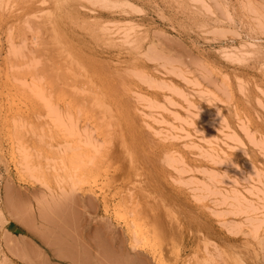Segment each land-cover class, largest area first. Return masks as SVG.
<instances>
[{"label": "rangeland", "instance_id": "1", "mask_svg": "<svg viewBox=\"0 0 264 264\" xmlns=\"http://www.w3.org/2000/svg\"><path fill=\"white\" fill-rule=\"evenodd\" d=\"M0 10V264H264V0Z\"/></svg>", "mask_w": 264, "mask_h": 264}, {"label": "bare ground", "instance_id": "2", "mask_svg": "<svg viewBox=\"0 0 264 264\" xmlns=\"http://www.w3.org/2000/svg\"><path fill=\"white\" fill-rule=\"evenodd\" d=\"M7 1V0H6ZM9 1V0H8ZM18 1V0H17ZM39 5H41L42 6V4H39ZM15 6V5H14ZM5 7V6H4ZM5 8H7V9H9V7H5ZM36 8V7H35ZM52 8V7H51ZM54 8V7H53ZM1 9H3L4 10V8H1ZM11 9H13V8H11ZM14 9H16L15 7H14ZM18 9V11H19V8H17ZM44 9V8H43ZM6 10V9H5ZM4 10V11H5ZM10 10V9H9ZM36 10H38V9H36ZM48 10V9H47ZM2 13H3V11L2 10H0ZM15 10H13L12 12H14ZM31 11V10H30ZM34 11V10H33ZM50 11V10H49ZM49 11L46 13L47 14V17H46V15H45V19H47L48 18V20H49V22H48V20H45L44 18V20H45V22L47 21V23H49V26H51L50 27V29H52V32L50 31H48L47 30V27L45 28V26L46 25H44L43 23H42V21H41V25H42V27L43 28H45V31H47V32H49V34H51V33H53V31H55V30H53V29H56V27H55V24L56 23H54V21H52V20H54V19H49V17H48V14H52L53 15V18H55V14L57 15V12L55 11V14H54V12H51L50 11V13H49ZM9 12V14H10V12H11V10L10 11H8ZM17 12V11H16ZM38 12H41L40 10L38 11ZM37 12V13H38ZM2 13H0V15L2 14ZM19 13V12H18ZM34 13V12H33ZM5 14H8L7 13V10L5 11ZM14 14H15V12L13 13V16H14ZM26 14V13H25ZM28 14V13H27ZM40 14V13H39ZM62 14V13H61ZM11 15V14H10ZM23 15V14H22ZM6 16V15H5ZM4 15H2V19L5 17ZM8 16V15H7ZM13 16H10V17H13ZM58 16V15H57ZM52 17V16H51ZM50 17V18H51ZM1 18V17H0ZM6 18V17H5ZM7 19L9 20V18H6V20L5 19H3L4 20V22L6 21L7 22ZM11 19V18H10ZM1 20V19H0ZM15 20V19H14ZM60 20V19H59ZM51 21V22H50ZM1 22H2V20H1ZM0 22V23H1ZM58 23V22H57ZM7 24V23H6ZM60 24V23H59ZM53 25V26H52ZM53 27V28H52ZM57 31V30H56ZM47 32H46V34H47ZM45 34V35H46ZM52 35H55L54 33L52 34ZM46 36H48V34L46 35ZM51 36V35H50ZM50 36H48L47 37V39L50 37ZM53 38H54V40L53 39H51V40H53V41H49V42H51V43H56V45L57 46H61V44H63L64 42L61 40L60 41V43H58L59 42V37H57L56 35L55 36H52ZM51 37V38H52ZM61 37V36H60ZM62 38V37H61ZM57 39H58V41H57ZM57 41V42H56ZM62 42V43H61ZM53 43V44H54ZM60 44V45H59ZM69 44V43H68ZM51 45V44H50ZM55 45V44H54ZM67 45V44H66ZM53 46V45H52ZM69 46V45H68ZM73 47V46H72ZM55 48H56V46H55ZM54 48V49H55ZM62 49L64 48V47H61ZM59 49L60 48H58L57 50L59 51ZM74 49V48H73ZM69 50V49H68ZM63 51H65V50H63ZM71 52H73V50H70ZM15 52H18V51H16L15 50ZM15 52H13L14 54H15ZM62 52V51H61ZM67 52V51H66ZM69 52V51H68ZM67 52V53H68ZM71 52H70V54H71ZM75 52V51H74ZM57 53V52H56ZM64 53V52H63ZM59 54H61L62 55V53H58V55ZM69 54V53H68ZM69 54V55H70ZM19 55V54H18ZM56 55V54H55ZM72 55H74V53H72ZM15 56V55H14ZM13 56V57H14ZM17 56V55H16ZM66 56V55H65ZM64 55L63 56H61V57H65ZM76 56V55H75ZM58 57H60V56H58ZM71 57V59H73V60H71L72 62L70 63V66H69V63H67V65L69 66V71H63V70H65V69H63L62 71H60L61 73H60V77L58 76V74L57 75H54V77L56 76V78H58V79H54V80H57V82L59 81V79L61 80V81H59V83H60V87H61V85H62V83L64 84V85H66L67 86V90L71 93V94H73V95H76V98L78 99V101H79V103L82 105V107H81V109H82V111H83V113H84V115H85V117H90V119L92 118V119H106V121H107V119H110V121H111V119L114 121V119H117V120H119L120 122L122 121V120H125V121H127V120H133V119H121L122 117H119V116H123V115H121V110L119 111L120 113H114V112H112V114H114V116H112V114L110 113L111 112V110H116L117 108H115V103L116 102H114V105L112 104H108V105H105L106 104V101L108 102V100H109V98H110V100H111V98H112V101L111 102H113V99H116V101H117V91H115V90H113L112 92L110 91V93H105L106 95H108V100L107 99H105V94L99 89V87H97V89H98V91H100V92H102L103 94H104V97L102 96V98L100 97V96H97L98 97V99H96L97 97L95 96L94 97V95L92 94V92L90 91V90H92V89H90V90H87V89H81V88H76V86H74L73 84H72V81H73V79H74V71H75V69H76V65H78L79 64V58H77V56H76V58H74V56H70ZM73 57V58H72ZM15 58H17V57H15ZM19 58V57H18ZM61 59H63V58H61ZM66 59V58H65ZM15 60V59H14ZM21 60V59H20ZM64 60V59H63ZM68 60V59H67ZM61 61V60H60ZM63 62V61H62ZM28 63V62H27ZM64 64H66V63H64ZM57 66V65H56ZM58 68H59V66H58ZM60 68H62V64H60ZM67 68V67H66ZM57 72V71H56ZM57 82L55 83V84H57ZM58 83V84H59ZM36 84H39V83H36ZM57 84V85H58ZM100 85V84H99ZM101 86V85H100ZM40 87V86H39ZM59 87V86H58ZM63 87V86H62ZM104 86H102V88H103ZM56 88H57V86H56ZM105 88V87H104ZM58 89V88H57ZM82 90V92H84V93H82L81 91L79 92V90ZM37 90V89H36ZM33 91V90H32ZM34 92H35V90H34ZM96 93H94V94H97V90L95 91ZM100 92H98V93H100ZM107 92V91H106ZM36 93H37V91H36ZM57 93V92H56ZM4 95V94H3ZM37 95V94H36ZM100 95V94H99ZM32 96V95H31ZM37 97V99H39L38 98V95L36 96ZM41 97V96H40ZM44 99H46V98H44ZM101 99V100H100ZM102 99H104L105 100V104L103 103V101H102ZM121 99V98H120ZM5 100V99H4ZM35 100V99H34ZM36 101H38V100H36ZM42 100H40V103H42L41 102ZM119 101V100H118ZM117 101V102H118ZM121 101V100H120ZM45 102V101H44ZM7 103V102H6ZM119 105H120V103H118ZM123 104V103H122ZM9 105V104H8ZM43 105V104H42ZM46 105H44V107H45ZM50 106V105H49ZM113 106V107H112ZM123 106H124V104H123ZM47 107V106H46ZM125 107V106H124ZM128 107V106H127ZM127 107H125L124 109V111L126 112L128 109H129V107L127 108ZM111 108V109H110ZM119 108V107H118ZM14 109V108H13ZM127 109V110H126ZM1 111V110H0ZM21 111V110H20ZM123 111V110H122ZM117 112V111H116ZM128 113H129V110L127 111ZM2 113V112H1ZM122 113H124V112H122ZM130 114V113H129ZM129 114L127 115L128 117H130L129 116ZM131 114H132V112H131ZM124 115H125V113H124ZM124 116V117H127V116ZM54 116V115H53ZM134 116V115H133ZM23 117V116H22ZM55 117V116H54ZM135 117V116H134ZM133 117V118H134ZM10 118V117H9ZM18 118V117H17ZM20 118V117H19ZM25 118V117H24ZM57 119H58V117H56ZM130 118H132V117H130ZM55 119V118H54ZM59 119H61V118H59ZM66 119V118H65ZM75 119H76V117H75ZM85 119V118H84ZM118 121V122H119ZM107 122H109V121H107ZM114 122H117L116 120L114 121Z\"/></svg>", "mask_w": 264, "mask_h": 264}, {"label": "crops", "instance_id": "3", "mask_svg": "<svg viewBox=\"0 0 264 264\" xmlns=\"http://www.w3.org/2000/svg\"><path fill=\"white\" fill-rule=\"evenodd\" d=\"M22 227H25V226L22 225ZM11 241H13L15 243V245L13 244V246H11V250H12L13 254L15 255V257L16 258L22 257L23 253H22L21 249L24 246V244L26 243V241L23 240V238L19 239L17 237L11 238Z\"/></svg>", "mask_w": 264, "mask_h": 264}]
</instances>
